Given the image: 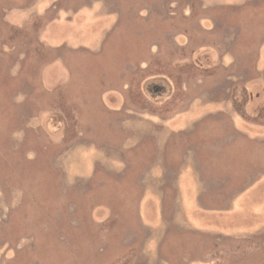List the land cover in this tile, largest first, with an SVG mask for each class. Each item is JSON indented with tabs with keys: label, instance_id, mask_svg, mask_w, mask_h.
<instances>
[{
	"label": "rangeland",
	"instance_id": "1",
	"mask_svg": "<svg viewBox=\"0 0 264 264\" xmlns=\"http://www.w3.org/2000/svg\"><path fill=\"white\" fill-rule=\"evenodd\" d=\"M0 264H264V0H0Z\"/></svg>",
	"mask_w": 264,
	"mask_h": 264
},
{
	"label": "trees",
	"instance_id": "2",
	"mask_svg": "<svg viewBox=\"0 0 264 264\" xmlns=\"http://www.w3.org/2000/svg\"><path fill=\"white\" fill-rule=\"evenodd\" d=\"M13 1V0H11ZM22 0H16V2H20ZM34 18H31L28 23L30 22V24H33L34 22ZM27 30V25L26 27H24L23 29H13L11 30L10 34L12 35H21L23 36L25 34ZM185 101H186V97H185V93L182 92V93H179L178 95L175 96V98H172L170 100H168L165 104V111H163L164 113H171V112H174V111H178V110H182L185 106Z\"/></svg>",
	"mask_w": 264,
	"mask_h": 264
},
{
	"label": "flooded vegetation",
	"instance_id": "3",
	"mask_svg": "<svg viewBox=\"0 0 264 264\" xmlns=\"http://www.w3.org/2000/svg\"><path fill=\"white\" fill-rule=\"evenodd\" d=\"M151 86L152 88L150 89L151 92L150 97L162 96L163 95L162 93H165L164 87L161 83H157V84L155 83L152 84Z\"/></svg>",
	"mask_w": 264,
	"mask_h": 264
},
{
	"label": "water",
	"instance_id": "4",
	"mask_svg": "<svg viewBox=\"0 0 264 264\" xmlns=\"http://www.w3.org/2000/svg\"><path fill=\"white\" fill-rule=\"evenodd\" d=\"M149 91H150V89H149Z\"/></svg>",
	"mask_w": 264,
	"mask_h": 264
}]
</instances>
